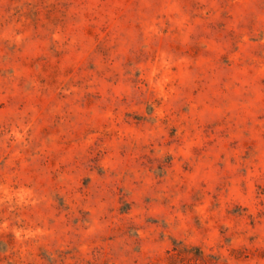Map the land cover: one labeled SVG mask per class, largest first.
Here are the masks:
<instances>
[{
	"label": "rangeland",
	"instance_id": "374dc122",
	"mask_svg": "<svg viewBox=\"0 0 264 264\" xmlns=\"http://www.w3.org/2000/svg\"><path fill=\"white\" fill-rule=\"evenodd\" d=\"M0 264H264V0H0Z\"/></svg>",
	"mask_w": 264,
	"mask_h": 264
}]
</instances>
